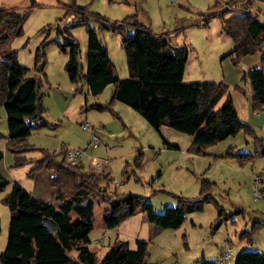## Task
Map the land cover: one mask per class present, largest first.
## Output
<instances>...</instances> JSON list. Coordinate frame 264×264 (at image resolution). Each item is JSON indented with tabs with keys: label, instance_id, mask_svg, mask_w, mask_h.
Here are the masks:
<instances>
[{
	"label": "rangeland",
	"instance_id": "374dc122",
	"mask_svg": "<svg viewBox=\"0 0 264 264\" xmlns=\"http://www.w3.org/2000/svg\"><path fill=\"white\" fill-rule=\"evenodd\" d=\"M33 1L34 4L32 0H0V8L14 6L19 12L29 9L22 34L10 40L18 62L30 68L28 76L35 75L33 53L47 32L39 29H49L44 66L49 83L41 80L40 91L45 117L54 125L33 130L27 142L34 149L25 152L29 162L13 166V154L5 148L7 124L4 109L0 107V150L3 152L0 172L9 180L0 190V252L6 245L9 220L4 196L12 183L16 181L27 191L32 189L37 173H28L34 163L32 160L50 154L60 161L66 146L83 149L78 166L87 172H99L101 176L108 174L107 178H101V184L108 192L114 196H143L157 213L176 203L175 194L185 197L210 195L201 209L187 212L177 228H162L148 222L140 209L117 226L105 227L102 223L105 203L95 199L94 226L89 237L90 247H95L97 263L116 240H127L129 247L134 248L137 238L147 241L146 259L158 264H202L201 260L224 264L218 262L224 240L232 244L235 255L242 250L264 252V155L259 153L260 147L253 141L254 135L264 136V126L260 128L259 120L250 119L254 110L247 93L250 85L242 79V74L237 73L248 69L243 60L245 55L237 64L230 56L223 57L233 48L234 42L222 32L221 19L215 13L228 0H74L77 5L88 7L89 23L95 26L119 77L128 75L121 38L133 28L125 26L123 31L100 28L96 14L109 20L135 14L138 21L152 31L167 32L173 44H185L188 48L184 81L222 80L227 84V92L231 95L232 91L239 92L245 102L249 101L246 110L241 102H237V109L238 116L252 132L241 129L199 151L190 148L192 135L166 125L154 128L127 104L119 100L110 102L111 83L99 94L91 95L82 82L68 81L63 68L67 54L59 50L54 40L60 38L56 28L74 18L65 15L72 0ZM250 11L263 19L264 0H253ZM235 12H241L240 8L233 7L225 17ZM70 33L79 42V62L84 69L87 62L85 27L76 26ZM263 51L264 44L261 51L254 53ZM92 103H109V107L104 110L88 107ZM255 110L254 114L264 116L261 110ZM82 123L87 129L81 127ZM93 132L98 142L95 147L91 143ZM167 143L172 145L167 146ZM226 151L238 155H226ZM93 157L98 159L95 166L89 164ZM256 176L260 177L257 186L254 185ZM202 181L207 182L204 193L200 191ZM254 190L258 191L259 197L254 196ZM219 208L223 210L221 216L218 215ZM218 220L220 222L215 226Z\"/></svg>",
	"mask_w": 264,
	"mask_h": 264
},
{
	"label": "trees",
	"instance_id": "16d2710c",
	"mask_svg": "<svg viewBox=\"0 0 264 264\" xmlns=\"http://www.w3.org/2000/svg\"><path fill=\"white\" fill-rule=\"evenodd\" d=\"M253 0H228L215 14L221 19L222 32L229 35L233 48L224 56H230L234 64L246 54L261 51L264 44V18L250 11ZM32 4L34 1L32 0ZM233 7L241 12L225 14ZM29 9L19 12L16 7L0 8V107L5 111L7 138L5 148L13 154V166L29 162L25 152L34 149L27 142L33 130L52 126L45 117L40 91L41 80L46 81L45 47L49 43L47 32L33 53L32 69L35 75L28 76L30 68L20 64L10 40L22 34V26ZM88 7L77 5L74 0L65 10V15L74 18L63 27L56 28L60 38L54 40L60 51L67 54L64 71L71 82L83 80L91 95L99 94L104 87L113 85L111 99L119 100L137 111L154 128L161 125L192 135L190 148L201 147L234 135L243 129L252 132L240 119L227 84L222 80L184 81L183 72L188 54L185 44L171 42L167 32H154L141 24L136 15H127L120 20H109L96 14L97 26L113 31H123L131 26L133 31L123 34V47L128 75L119 77L106 46L89 23ZM213 15V14H212ZM206 22V20L204 21ZM83 25L87 33V62L85 70L79 62L80 46L70 33ZM242 79L251 89L252 108L264 106V51L260 65L243 71ZM238 89H242L239 85ZM109 102V103H110ZM108 103V104H109ZM92 103L88 107L104 110L109 106ZM254 144L264 155V143L254 135ZM172 144L167 143V146ZM226 155H238L226 151ZM63 155V150H62ZM242 155V154H239ZM3 152L0 150V160ZM28 173L33 175L43 168L51 169L48 178L53 187L50 198L44 200L33 196L16 181L4 196L9 210L7 240L0 252V264H158L146 259L147 241L137 238L136 246L130 248L127 240H116L97 263L95 247H90L89 233L93 228L95 199L105 203L102 223L114 227L127 219L137 209L146 214L148 222L162 228L179 227L187 212L201 209L210 195L185 197L175 194L176 203L166 206L161 213L154 210L151 202L136 194L113 195L108 192L101 178L108 174L84 170L82 166L70 165L46 154L32 160ZM9 180L0 172V190ZM201 192L207 191V182L202 181ZM223 210L218 209L221 216ZM44 217L57 225L50 230L42 224ZM202 264H215L201 260ZM234 264H264V252L242 250L233 260Z\"/></svg>",
	"mask_w": 264,
	"mask_h": 264
},
{
	"label": "crops",
	"instance_id": "0c3cea01",
	"mask_svg": "<svg viewBox=\"0 0 264 264\" xmlns=\"http://www.w3.org/2000/svg\"><path fill=\"white\" fill-rule=\"evenodd\" d=\"M261 55H262V53L259 52V53H254V54H249V55L247 54V55L243 56V60L246 61V66H247L246 68L250 69V68L259 66ZM223 57H224V55H223ZM85 67H84L83 71L85 70ZM237 73L241 75L243 73V71L238 70ZM183 78H184V72H183ZM68 81H69V79H68ZM80 82H82L81 83L82 85L85 84V82L83 80H80ZM45 83L46 84L49 83V82H47V79H46ZM232 92H233V95H231V94L230 95H231V98H232V101L234 103V106L236 108L237 113H239L238 109H237V102H239V103L241 102L242 108H244V110H246L245 107H246V104L249 103V101L246 100V102H245V100H244L245 98L243 99V96H241V94L239 92H236V91H232ZM247 93H249L251 96V93H252L251 89H249L247 91ZM260 110H261L260 113H264V106H262L258 111H260ZM255 111L257 112V110H252L250 119L254 122H258V120H259L261 122V125H259V126H260V128H263L264 116H259V115H261L259 113H258L259 115L254 114ZM4 113H5V111H4ZM6 138H7V134L5 136V141H6ZM259 138H261L263 143H264V136L262 135ZM50 173H51V169H46L43 171L40 170L36 173L35 179H33L34 182L31 185L32 189L30 188V190H28L33 196L38 197V198H42L44 200H48L50 198V193L53 189V187L50 185L49 180H48ZM256 250H259V249H256Z\"/></svg>",
	"mask_w": 264,
	"mask_h": 264
},
{
	"label": "built area",
	"instance_id": "2783aa9c",
	"mask_svg": "<svg viewBox=\"0 0 264 264\" xmlns=\"http://www.w3.org/2000/svg\"><path fill=\"white\" fill-rule=\"evenodd\" d=\"M81 127L83 129H87V125L85 123H82ZM91 143L92 146L94 147L98 145L97 135H95L94 132L92 133ZM83 154H84L83 149L79 147L66 146L63 149L62 157L64 158L65 162L69 163L70 165H80L81 159L83 158ZM89 164L91 166L97 165L98 159L95 157L91 158ZM259 181H260V177L256 176L254 178V185L257 186L259 184ZM254 196L255 197L260 196L257 190H254ZM235 256L236 255L233 250L232 244L228 240H224L220 246V254L218 257V262L229 264L234 260Z\"/></svg>",
	"mask_w": 264,
	"mask_h": 264
},
{
	"label": "water",
	"instance_id": "95a60500",
	"mask_svg": "<svg viewBox=\"0 0 264 264\" xmlns=\"http://www.w3.org/2000/svg\"><path fill=\"white\" fill-rule=\"evenodd\" d=\"M220 220H218V222L216 223L215 226H217L219 224ZM42 224L44 226H46L47 228H49L50 230H56L57 229V225L55 224V222L47 217H44L42 220Z\"/></svg>",
	"mask_w": 264,
	"mask_h": 264
}]
</instances>
